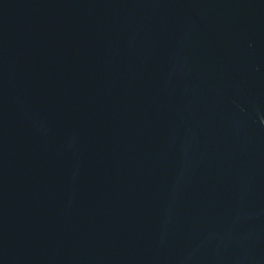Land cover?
<instances>
[{"label":"water","instance_id":"water-1","mask_svg":"<svg viewBox=\"0 0 264 264\" xmlns=\"http://www.w3.org/2000/svg\"><path fill=\"white\" fill-rule=\"evenodd\" d=\"M0 264H264V0H0Z\"/></svg>","mask_w":264,"mask_h":264}]
</instances>
